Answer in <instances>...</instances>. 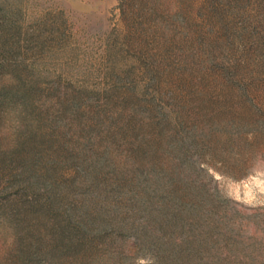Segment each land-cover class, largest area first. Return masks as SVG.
Returning <instances> with one entry per match:
<instances>
[{"label":"trees","instance_id":"1","mask_svg":"<svg viewBox=\"0 0 264 264\" xmlns=\"http://www.w3.org/2000/svg\"><path fill=\"white\" fill-rule=\"evenodd\" d=\"M118 1L138 63L107 88L0 62V264H212L187 238L236 231L205 164L236 105L264 137V0Z\"/></svg>","mask_w":264,"mask_h":264},{"label":"rangeland","instance_id":"2","mask_svg":"<svg viewBox=\"0 0 264 264\" xmlns=\"http://www.w3.org/2000/svg\"><path fill=\"white\" fill-rule=\"evenodd\" d=\"M118 5V0H0V62L12 69L24 62L40 81L63 79L81 88H107L116 74L138 63L124 51ZM12 75L2 73L0 81ZM235 107L224 125L242 129L245 137L222 143L225 161L205 165L239 212L236 231L208 222L187 239L212 264H264V137L254 140L248 131L259 124L243 106ZM7 232L0 224V255Z\"/></svg>","mask_w":264,"mask_h":264}]
</instances>
